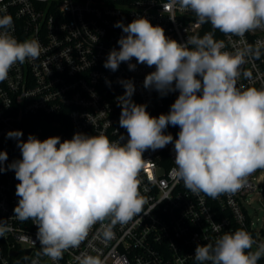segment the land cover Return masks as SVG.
<instances>
[{
  "label": "clouds",
  "instance_id": "clouds-1",
  "mask_svg": "<svg viewBox=\"0 0 264 264\" xmlns=\"http://www.w3.org/2000/svg\"><path fill=\"white\" fill-rule=\"evenodd\" d=\"M178 4L194 13L200 24L210 23L225 35L244 37L264 29V0H178ZM114 27L125 35L104 67L116 71L122 62L135 58L139 64L155 66L144 79L146 89L162 96L175 91L179 95L168 114L153 117L146 105L132 101L133 82L120 81L125 92L117 98L119 125L127 131L125 143L123 136L112 141L103 133L77 132L63 142L59 136L40 140L29 134L25 141L20 130L7 133L17 140L22 154V159L8 165L20 181L15 216L34 221L41 251L53 261L78 246L98 221L110 218L113 225L123 224L142 212L148 214L138 180L145 162L142 154L148 149L174 143L175 177L191 192L212 198L235 193L250 174L264 169V88L236 86L239 66L250 49L235 54L222 51V43L211 32L181 44L145 17L127 25L118 21ZM12 29L11 16L0 15V81L7 79L15 64L41 54L38 41H18ZM134 68L129 63V69ZM169 125L180 129L175 140L165 134ZM7 159V153L0 152V172L5 171ZM254 243L250 233L238 229L223 233L212 244H197L193 256L197 264H258L264 244L251 251ZM80 264L101 261L86 256Z\"/></svg>",
  "mask_w": 264,
  "mask_h": 264
},
{
  "label": "built area",
  "instance_id": "built-area-1",
  "mask_svg": "<svg viewBox=\"0 0 264 264\" xmlns=\"http://www.w3.org/2000/svg\"><path fill=\"white\" fill-rule=\"evenodd\" d=\"M66 5V7H65ZM13 21L11 34L18 40L39 42L40 56L15 64L7 79L0 81V152L8 159L0 172V264H80L86 256L97 257L101 264H197V244H212L225 232L246 230L255 243L251 251L264 244V215L250 214L251 196L258 192L261 170L247 177L235 193L216 198L193 193L172 172L175 167L174 143L155 151L148 149L139 173V191L147 201L144 212L127 223L113 225L110 218L95 223L76 247L53 261L44 255L37 240V226L21 221L14 209L19 197L15 171L8 165L22 159L17 140L10 131L20 130L22 140L29 134L40 140L59 136L61 142L77 132L105 134L116 141L124 137L120 127L118 97L125 88L120 81H132L131 99L146 105L153 117L168 114L179 92L162 96L143 85L155 66L139 64L133 58L118 70L104 67L112 49L125 35L114 27L137 17L161 26L165 35L184 44L190 37L212 33L222 51L235 54L250 49L239 66L238 88H264V29L247 32L244 37L225 35L210 23L200 24L194 13L180 8L178 0H0V15ZM257 49L259 55H256ZM129 63L134 69H129ZM165 134L178 138V126L169 125ZM219 227V231L217 228ZM110 233V234H109ZM258 264H264L262 257Z\"/></svg>",
  "mask_w": 264,
  "mask_h": 264
},
{
  "label": "rangeland",
  "instance_id": "rangeland-1",
  "mask_svg": "<svg viewBox=\"0 0 264 264\" xmlns=\"http://www.w3.org/2000/svg\"><path fill=\"white\" fill-rule=\"evenodd\" d=\"M260 185L258 192L251 196V204L249 206L250 214L254 215L255 219H261L264 215V169L261 170Z\"/></svg>",
  "mask_w": 264,
  "mask_h": 264
}]
</instances>
